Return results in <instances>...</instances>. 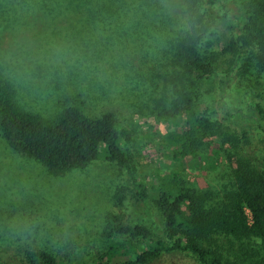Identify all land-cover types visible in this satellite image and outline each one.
I'll return each instance as SVG.
<instances>
[{
    "label": "rangeland",
    "instance_id": "obj_1",
    "mask_svg": "<svg viewBox=\"0 0 264 264\" xmlns=\"http://www.w3.org/2000/svg\"><path fill=\"white\" fill-rule=\"evenodd\" d=\"M249 1L220 0L213 7L243 23ZM52 3L0 0V25L13 26L0 37V71L13 81L18 103L46 118L60 109L66 94L78 95L90 115L113 112L118 125L132 132L140 178L153 193L164 173L177 170L171 128L159 116L157 101L171 97L167 79L174 70L166 39L187 28L183 0H115L107 11L108 1ZM4 7L14 9L8 13ZM208 22L202 49L206 56L215 55V73L203 81L202 97L218 109L223 77L220 107L248 120L258 104L264 123L263 81L251 66L255 48H244L237 61L221 55L220 46L231 33L215 18ZM262 137L254 127L249 143L239 148L218 136L207 137L205 156L186 158L179 177L188 187L220 194L237 158H263L257 142ZM123 182L115 163L105 160L50 174L37 161L13 152L0 136V264H22L17 249L25 246L42 248L61 264H93L106 215L117 212L114 194ZM153 211L159 215L154 205ZM216 241L232 256L241 254L234 247H246L244 242L232 245L223 235ZM148 264L197 263L174 252Z\"/></svg>",
    "mask_w": 264,
    "mask_h": 264
},
{
    "label": "trees",
    "instance_id": "obj_2",
    "mask_svg": "<svg viewBox=\"0 0 264 264\" xmlns=\"http://www.w3.org/2000/svg\"><path fill=\"white\" fill-rule=\"evenodd\" d=\"M52 1L57 6L108 1L107 11L115 0ZM219 1L183 0L187 28L166 39L169 66L174 70L167 79L171 97L157 101V107L171 128V155L177 170L164 173L153 193L140 178L132 132L118 125L113 112L90 115L78 95L66 94L60 109L46 118L18 103L13 81L0 71V136L13 152L37 161L53 175L81 169L94 160L114 162L124 175L114 194L117 212L106 215L102 247L94 254L93 264H148L174 252L190 256L197 264H264V137L257 141L263 158L251 154L237 158L220 194L188 187L179 177L186 158L205 156L207 137L218 136L222 143L239 148L249 143L254 127L264 133L258 104L248 120L220 107L226 89L223 77L215 101L218 109L202 97L203 81L215 73V55L206 56L202 49L208 18L220 21L231 33L220 46L221 55L235 56L237 61L244 48H255L251 66L264 88V0L249 1L243 23L215 9L213 4ZM13 9L3 8L8 13ZM10 24L0 25V37L13 27ZM219 235L232 245L246 243V247H234L240 257L223 252L216 241ZM17 250L22 264H61L42 248Z\"/></svg>",
    "mask_w": 264,
    "mask_h": 264
}]
</instances>
